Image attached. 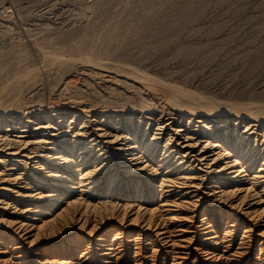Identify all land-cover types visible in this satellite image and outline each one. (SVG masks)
I'll use <instances>...</instances> for the list:
<instances>
[{
	"label": "bare ground",
	"instance_id": "6f19581e",
	"mask_svg": "<svg viewBox=\"0 0 264 264\" xmlns=\"http://www.w3.org/2000/svg\"><path fill=\"white\" fill-rule=\"evenodd\" d=\"M53 41L0 53V264H264V101Z\"/></svg>",
	"mask_w": 264,
	"mask_h": 264
},
{
	"label": "rangeland",
	"instance_id": "374dc122",
	"mask_svg": "<svg viewBox=\"0 0 264 264\" xmlns=\"http://www.w3.org/2000/svg\"><path fill=\"white\" fill-rule=\"evenodd\" d=\"M49 37L208 96L264 101V0H0V53L22 48L39 65Z\"/></svg>",
	"mask_w": 264,
	"mask_h": 264
}]
</instances>
